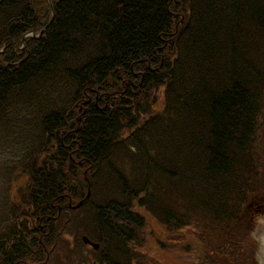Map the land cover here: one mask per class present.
Returning a JSON list of instances; mask_svg holds the SVG:
<instances>
[{"label":"trees","instance_id":"16d2710c","mask_svg":"<svg viewBox=\"0 0 264 264\" xmlns=\"http://www.w3.org/2000/svg\"><path fill=\"white\" fill-rule=\"evenodd\" d=\"M0 170V262L260 264L264 0H0Z\"/></svg>","mask_w":264,"mask_h":264},{"label":"rangeland","instance_id":"374dc122","mask_svg":"<svg viewBox=\"0 0 264 264\" xmlns=\"http://www.w3.org/2000/svg\"><path fill=\"white\" fill-rule=\"evenodd\" d=\"M162 102H163V100L161 99L159 101V106L162 104ZM25 151H26V148L22 149L20 152L18 150L17 157L20 156V153L24 154ZM16 173L18 175H16L14 177V180L12 181L11 190L9 193V201L11 203L10 214H11L12 220L16 218L14 216V213H12V211H13L14 207L17 205V203H19V201L21 199V195H22L23 190H24L23 187L27 183L26 174L23 171H21V169H19ZM5 184L6 183L4 181H2V179H1V170H0V212H3L5 210V208L2 207L3 200L1 198L2 191L5 190V187H4ZM88 210H89V208H88ZM67 213H68L67 217L69 218V219H67V223H68L70 220L73 221L75 219L74 214L76 212H73L71 209H67L66 212L64 211L62 217H64ZM82 213L83 214L85 213V209L82 210ZM86 216H87V220L91 217V215L88 213H86V215L84 217H86ZM257 221L260 223L258 225V227L256 228V230L254 231V236L256 237L257 240L260 241L258 249H257V256L260 260V264H264V217L259 216L257 218ZM71 224H72V222L68 226H70ZM92 227L94 228L95 225H93ZM81 230L75 231L74 236H69V239L71 240V242L73 244H76V243H78V245L80 244V249H81V250H79V247L76 246V248L78 250H76L75 252L79 253V251H80V257H79L78 261L75 260L76 262H73V264H92L93 261L95 263H96V261H100V258L101 259L104 258V253L103 254L99 253V249L97 250V249L93 248L92 246H90L89 244L83 243L82 234H84V232H82ZM67 231H69V229H67ZM160 231H161V229H158V232H160ZM86 235L89 237L91 236L90 234L88 235V233ZM162 236L163 237L166 236V232H164ZM90 238L91 239L93 238L92 240L97 241L96 238H94L92 236ZM167 238L170 240L167 241L165 238H164V240L168 244V247H172L176 240L179 242L181 247L185 245L186 241L194 242V240H196L195 236L189 232H182V233H176V234L173 233V234L168 235ZM57 239H60V238H57ZM81 243H83V244H81ZM58 244L61 245L60 240L58 241ZM52 246H53V244H52ZM73 247H75V245ZM149 248H150V250H149L147 255L149 257L154 256L153 259H158V260L164 261L161 264H192L193 258L195 257V255L192 251L187 252L185 250L177 249V248H172L173 250L169 251L167 249V247H166V249H162L156 236L149 237L148 243L144 246L143 252L146 253ZM59 250L60 249L57 250V248H55L54 251H50L47 248L48 253L50 255L52 254L54 256L57 255V252ZM150 258H152V257H150ZM40 259L41 258H39L38 260H35V261H30V262L34 263V262L39 261ZM44 260H47V259L43 258L40 261L44 262ZM26 262L30 263L29 261H26ZM45 264H59V263L56 262V260L49 258L48 261H45Z\"/></svg>","mask_w":264,"mask_h":264},{"label":"water","instance_id":"95a60500","mask_svg":"<svg viewBox=\"0 0 264 264\" xmlns=\"http://www.w3.org/2000/svg\"><path fill=\"white\" fill-rule=\"evenodd\" d=\"M90 192H88L87 197L89 196ZM82 203V201H79L76 205H74V207L79 206ZM71 204V203H70ZM83 240L86 244H90L91 246H93L95 249H98L100 247V243L99 242H95L92 239H90L87 235L83 236Z\"/></svg>","mask_w":264,"mask_h":264},{"label":"flooded vegetation","instance_id":"af4514ba","mask_svg":"<svg viewBox=\"0 0 264 264\" xmlns=\"http://www.w3.org/2000/svg\"><path fill=\"white\" fill-rule=\"evenodd\" d=\"M43 227L45 226V224H44V221H42L41 223H40ZM46 224H48V226H45V227H52V224L51 223H46ZM43 233H47V235L50 233V232H48L46 229H43V232H37V233H35L36 235H38V236H40V238H43ZM2 260H4V259H2ZM2 260H0V261H2ZM42 261H37V262H34L33 264H39V263H41ZM32 262H30V263H26V264H31ZM0 264H6L5 263V261H3V262H0Z\"/></svg>","mask_w":264,"mask_h":264},{"label":"bare ground","instance_id":"6f19581e","mask_svg":"<svg viewBox=\"0 0 264 264\" xmlns=\"http://www.w3.org/2000/svg\"><path fill=\"white\" fill-rule=\"evenodd\" d=\"M90 195V194H89Z\"/></svg>","mask_w":264,"mask_h":264}]
</instances>
